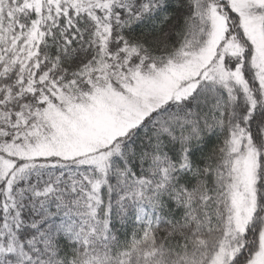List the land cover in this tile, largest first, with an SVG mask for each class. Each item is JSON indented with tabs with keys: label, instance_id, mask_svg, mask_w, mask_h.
I'll return each instance as SVG.
<instances>
[{
	"label": "snow or ice",
	"instance_id": "snow-or-ice-1",
	"mask_svg": "<svg viewBox=\"0 0 264 264\" xmlns=\"http://www.w3.org/2000/svg\"><path fill=\"white\" fill-rule=\"evenodd\" d=\"M0 264H264V0H0Z\"/></svg>",
	"mask_w": 264,
	"mask_h": 264
}]
</instances>
